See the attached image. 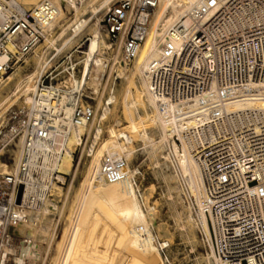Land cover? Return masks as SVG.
I'll return each mask as SVG.
<instances>
[{
    "label": "bare ground",
    "instance_id": "6f19581e",
    "mask_svg": "<svg viewBox=\"0 0 264 264\" xmlns=\"http://www.w3.org/2000/svg\"><path fill=\"white\" fill-rule=\"evenodd\" d=\"M2 1L30 12L45 42L13 86L0 70V132L20 113L32 128L14 138L23 119L0 139V264H174L140 154L196 253L203 237L194 264H264V0ZM121 1L130 9L112 41L103 22ZM133 24L143 44L128 51ZM28 41L10 34L0 66ZM62 55L70 67L41 87ZM78 149L84 175L98 161L64 253L57 234L76 205Z\"/></svg>",
    "mask_w": 264,
    "mask_h": 264
},
{
    "label": "rangeland",
    "instance_id": "374dc122",
    "mask_svg": "<svg viewBox=\"0 0 264 264\" xmlns=\"http://www.w3.org/2000/svg\"><path fill=\"white\" fill-rule=\"evenodd\" d=\"M83 41L85 43L87 41V38H85ZM42 47H40V51H41ZM67 57L68 56L62 55V56H60L58 58L60 61L59 60H58V62L56 61V65L58 64L57 68H62V67L69 66ZM12 74L15 75V78H12L10 83H8L10 85L14 84L13 82H15V79L17 77H19L21 74L23 75L24 73H23V71L21 69H19V71L15 70L12 73H10L7 77H5V79H7ZM5 90H6V87L3 88V91H5ZM94 102L95 101H93V103ZM17 107L18 106H15V109ZM118 114L120 115L119 111H118ZM12 121L13 120L10 119V121L7 122L5 124V126L2 127L1 131L3 133L0 132V139L5 134V132H8L10 130L9 128H11ZM109 121H111V122H109ZM109 121H108L109 123H112L113 119H110ZM117 122L120 123V121L118 120V121L114 122L113 124L117 125ZM7 125L9 126V128H8ZM118 126H120V128H124L121 123L118 124ZM124 126H128V123H126V125H124ZM108 135H109L108 132H105L102 135V138L105 140V139H107ZM10 145H11V147L9 148L10 150L11 149L12 150L16 149L14 143H11ZM102 147H103V140L98 144V151H100L102 149ZM10 152H7L5 154L6 157L4 156V159H3V160H5L4 162H6V164H8L9 167H11L13 165V163H14L13 156H12V154ZM141 155L142 154H140V156H139V158H140L139 159V162H140L139 164L143 165L142 166L143 167V171L145 172V177L142 180V186H143V189L146 192H148V196L149 197L147 198V200H148L147 202H156L157 205H160L159 208L161 209V211H160L161 215L159 214L160 216L157 218L158 219V221H157V223H158L157 231H159L160 238L162 239L163 237L168 236L172 240H174V241L171 240L173 252H175L176 258H177L173 262L174 264H194L196 255L198 253L199 254H204L207 251L206 245H204L205 243H204V241H202L203 237L201 236V234L198 233V236L200 235L199 236L200 243H199V246L197 248V253H196L195 251L192 250V247L188 243V240L181 236L179 229L175 228V216H174L173 212L171 211V209L169 208V206L164 202V199H163V196H162V193H163L164 187H165V183L160 181L154 175L153 170L150 168V166L147 165V163H145L147 158H145L143 155L142 156ZM75 161H76V164H80V162H81V150L80 149H78L76 151V153H75ZM97 161H98V155L91 161L90 167L87 170V172L85 173V175L83 174V172L85 171V169H83V168H85L87 166V164H89V162H87L86 165H85V161H82L80 166H79V173H78V176H77V178L75 180V186H78V189H77V187H75V190H79L78 195L75 198L76 205L72 209V213L68 215L67 220L65 221V220H63L64 219L63 218L62 219L63 221L60 222V227H59V231H58V234H57V240H58V242L60 244L59 248H60L61 252L68 253L69 248L71 246V243L73 241V229H74L75 217L80 212V206H81L82 199H83V196H82L83 192H86L87 188L91 185L94 168H95V165L97 164ZM147 169H148V171H147ZM68 178H69V180L67 182V186L69 184V181L71 180L70 176ZM24 187L25 186L19 187V192L22 191ZM65 188H67V187L65 186ZM165 221H166V223H165ZM64 222H65V228L63 230H61V227L64 224ZM167 222H168V224H167ZM16 241L19 243L18 239H16ZM202 245L204 247H202Z\"/></svg>",
    "mask_w": 264,
    "mask_h": 264
},
{
    "label": "built area",
    "instance_id": "2783aa9c",
    "mask_svg": "<svg viewBox=\"0 0 264 264\" xmlns=\"http://www.w3.org/2000/svg\"><path fill=\"white\" fill-rule=\"evenodd\" d=\"M145 7L146 6L141 7L140 10L142 11V9ZM45 8V10H49L48 6ZM8 9H10L12 13L9 14ZM129 9L130 2L121 1L120 3L114 5L113 9L107 14L106 19L103 22V30L109 35L112 41H117L120 34L123 32L126 13ZM37 28H40L39 21L32 17L30 12L25 17L23 15L22 9L15 7L14 5H7L2 0H0V49L2 52H6L4 46L7 43L10 34L16 32L17 30L23 31L29 40L27 43H24L20 46V51L18 53L20 57L18 58L16 55L10 53V57L3 65L0 66V70H4V72L8 74L12 73L18 65L27 67L28 61L29 59L31 61L32 55L35 53L37 47L45 42L44 36L40 32L36 31ZM143 32V29L136 24H133L128 29L126 34L128 51H132L138 42L141 45L143 44V38L139 40L140 37H137L139 34H143ZM61 74L62 73L59 72V68L55 67L49 69L41 78V87H51L53 82H55L54 79H58ZM23 119L26 120H24V122L19 125V122H21ZM12 124L17 126L19 125V127L16 128L14 132V138H17L27 129H32L29 125L28 117L25 118L23 113H20L16 116L14 115ZM6 179L11 185L15 183L14 177L8 176ZM2 180L3 179L0 177V182ZM5 199L7 198H5L4 195H0V200L5 201Z\"/></svg>",
    "mask_w": 264,
    "mask_h": 264
},
{
    "label": "water",
    "instance_id": "95a60500",
    "mask_svg": "<svg viewBox=\"0 0 264 264\" xmlns=\"http://www.w3.org/2000/svg\"><path fill=\"white\" fill-rule=\"evenodd\" d=\"M20 198H21V195L19 196V200H20Z\"/></svg>",
    "mask_w": 264,
    "mask_h": 264
}]
</instances>
